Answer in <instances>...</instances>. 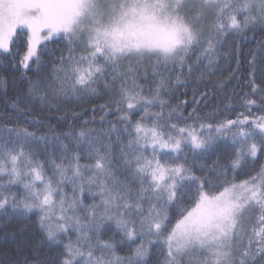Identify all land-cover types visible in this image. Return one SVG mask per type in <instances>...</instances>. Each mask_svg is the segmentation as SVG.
Returning <instances> with one entry per match:
<instances>
[{
    "label": "snow or ice",
    "instance_id": "snow-or-ice-1",
    "mask_svg": "<svg viewBox=\"0 0 264 264\" xmlns=\"http://www.w3.org/2000/svg\"><path fill=\"white\" fill-rule=\"evenodd\" d=\"M257 25L264 26V0H0V52L10 53L24 33V69L34 61L39 72L41 47L55 37L66 41L67 54L54 58L52 75L29 78L30 97L59 111L53 101L97 95L102 82L115 93L111 103L128 136L117 158L111 145L93 136L94 129L57 134L50 127L57 140L63 135L77 148L87 144L86 158L94 162L82 164L85 157L79 151L69 155V145L60 141L63 155L46 163L36 158L33 143L47 141V133L0 124V212L39 213L42 239L34 249L45 243L57 249L54 258L34 250V259L19 264H147L154 245L163 250L161 264H264V163L238 179L249 160L264 154V76L256 82L257 54L248 61L250 91L233 93L224 105L244 109L234 118L209 123L219 106L203 115L194 107L185 116L178 109L187 101L173 108L163 98L172 72L186 68L191 75L203 60L210 69L223 39ZM145 59L159 77L147 88L138 82L148 78L141 74ZM204 77L201 72L198 79ZM19 101L18 96L11 107L26 115ZM117 131L112 123L103 135ZM221 139L231 143L229 163L214 165V175H196L189 154L207 153ZM68 185L71 196L64 190ZM16 186H22L23 198L9 191ZM86 188L98 189L92 193L98 202L84 204ZM169 205H177L175 216ZM113 225L120 241L102 239ZM125 242L135 247L122 256L117 248Z\"/></svg>",
    "mask_w": 264,
    "mask_h": 264
},
{
    "label": "trees",
    "instance_id": "trees-1",
    "mask_svg": "<svg viewBox=\"0 0 264 264\" xmlns=\"http://www.w3.org/2000/svg\"><path fill=\"white\" fill-rule=\"evenodd\" d=\"M24 33H20L17 43L12 46L10 53L0 52V80L4 83L0 85V124H8L9 126L27 127L29 131L36 132L37 135L48 134L47 141H37L33 143V148L39 153L37 159L43 160L47 163L50 156L60 157L63 155L60 149V141L69 145V155L79 151L83 158L81 163H93V160L87 159L86 154L89 151L87 144H82L77 148L69 140L60 135L59 140L53 138V134L49 132V128H55L57 134L66 133L69 130L79 131L81 128L94 129L93 136H99V139L104 143L111 145V150L114 157H119L121 143H126L128 136L123 132V125L118 121L120 115L116 111V105L111 103L115 93L105 89L101 82L98 86V94L92 95L85 93L79 97H72L68 100L61 99L58 103L59 111L55 108H49L48 105L42 102L39 97L31 98L29 94V78L38 80L52 75V68L54 66V58L59 56L61 51L67 54L66 41L61 37H55L40 49L41 68L36 71V64L30 61V67L24 69L19 61L24 53L25 39H21ZM264 46V26L257 25L254 29L249 30L243 36L239 34H230L222 40L221 44L217 46L216 59L211 66L207 68V60L201 61L199 67H195L191 75L188 74L185 68L183 73L174 71L171 73L170 91L163 98L168 100L170 106L175 108L181 105V102L187 101L186 105L181 106L178 111L187 116L188 112L195 107L197 111L203 115L205 113L213 112L214 108L219 106L218 111L214 114L213 119L207 121L209 123H216L226 118H234V112L244 111L243 108L233 106V109L226 108L227 98L233 93L243 95L244 92L250 91L246 86L249 73L253 71V66L249 65L248 61L251 59V53L257 54V62L254 66L256 82L261 83V78L264 76V61L261 60V47ZM19 50V51H18ZM195 57L193 56L188 62L193 63ZM239 61V63H237ZM135 63V61H133ZM148 73L147 80L140 79L138 82L144 84L145 87L154 86V82L159 77L152 75V68L149 60L145 59L141 64V74ZM204 72L203 80L198 79L200 73ZM168 75V73H165ZM180 75L183 83L176 84V76ZM223 82V86H220ZM207 91L209 95L202 98L199 93ZM195 92V101H194ZM147 94V92H145ZM20 97L19 107L25 109L26 115H21L11 107V102ZM27 102V108L25 103ZM198 102V103H197ZM101 105H107L101 108ZM158 111L159 109H154ZM257 110L253 109L255 113ZM103 117V120H101ZM133 116V120L137 119ZM29 120L39 121V123H29ZM87 122V123H85ZM115 123L117 132H112L108 135L111 124ZM119 135V140H117ZM233 154L230 141L218 140L212 150L207 153L193 156L189 154L188 164L193 167L196 175L210 174L214 175L212 171L213 166L217 168L219 165L229 163ZM59 163V159H57ZM264 163V154L253 163L249 160L239 170L238 179H243L244 174L258 168L260 164ZM205 167L201 170L200 166ZM48 167H51L48 165ZM122 169L118 170V174ZM90 175V173H86ZM231 176V171L229 172ZM124 176L121 175V179ZM194 189L195 185H185V189ZM10 192L16 193L18 198H23L24 191L22 186H16L9 189ZM98 189L93 188L91 192L86 188L83 194V202L85 205H90L99 201L97 195L95 199L92 193H96ZM65 192L68 195L72 194L71 186L65 187ZM188 204L187 199L184 200ZM147 207V204H145ZM169 212L172 216L176 215L177 205H169ZM39 213L32 212L22 214L8 210L7 214L0 212V264H19L25 257L31 261L34 259L33 251H39L43 257L54 258L56 247L49 249L47 243L43 244L39 249H34V245L42 239V234L39 231L37 224V216ZM74 238V234H73ZM102 239H114L120 241V234L116 231L114 225L111 229L106 230L102 234ZM139 241H137L138 243ZM134 244L125 242L117 248L119 255L126 256L130 254V249L134 248ZM163 260V250L160 245L151 247V253L147 260V264H161Z\"/></svg>",
    "mask_w": 264,
    "mask_h": 264
},
{
    "label": "rangeland",
    "instance_id": "rangeland-1",
    "mask_svg": "<svg viewBox=\"0 0 264 264\" xmlns=\"http://www.w3.org/2000/svg\"><path fill=\"white\" fill-rule=\"evenodd\" d=\"M65 190V189H64ZM72 194L70 193V196H71ZM77 195H79V193H77Z\"/></svg>",
    "mask_w": 264,
    "mask_h": 264
}]
</instances>
